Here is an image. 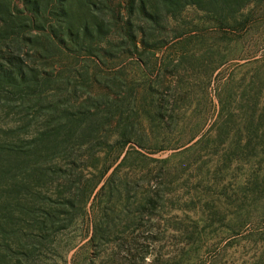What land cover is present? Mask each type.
<instances>
[{"label":"rangeland","instance_id":"obj_1","mask_svg":"<svg viewBox=\"0 0 264 264\" xmlns=\"http://www.w3.org/2000/svg\"><path fill=\"white\" fill-rule=\"evenodd\" d=\"M0 264H264V0H0Z\"/></svg>","mask_w":264,"mask_h":264}]
</instances>
